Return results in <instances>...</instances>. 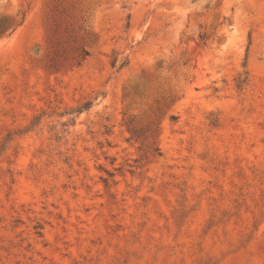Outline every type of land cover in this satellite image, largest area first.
<instances>
[{"label":"rangeland","instance_id":"1","mask_svg":"<svg viewBox=\"0 0 264 264\" xmlns=\"http://www.w3.org/2000/svg\"><path fill=\"white\" fill-rule=\"evenodd\" d=\"M0 264H264V0H0Z\"/></svg>","mask_w":264,"mask_h":264}]
</instances>
